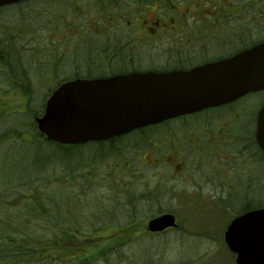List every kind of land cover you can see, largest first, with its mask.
<instances>
[{"label":"rangeland","instance_id":"1","mask_svg":"<svg viewBox=\"0 0 264 264\" xmlns=\"http://www.w3.org/2000/svg\"><path fill=\"white\" fill-rule=\"evenodd\" d=\"M108 1L109 0H44L43 2L27 5L22 12L27 15L26 17L23 16V14L12 16L16 12L15 11L10 14V18H8V16L6 18V14L0 12V17H2L3 20L11 19L9 29H14V26V30L19 29L24 41L23 43H27V38L25 37V33H27L26 25L31 22L29 27L30 30L31 26H37L40 21L44 22V27L36 34H33L36 41L29 44V47L31 45L37 46V42H40L42 45V47L39 46L40 52L35 53L36 56L38 54V58L41 57L39 65L36 63L34 65L36 67H33V69L29 65L32 70L30 73L31 78L27 77L29 81H22L14 71H10L6 75L0 73V91L2 92L0 98L2 100V106L9 114H19L10 119H3L2 121H5L0 125L2 131H10L17 128L24 131L28 130L27 132L30 131L32 135H34L35 130L32 124L35 121V115L30 113V109L34 108L35 102L41 103L42 98L43 100L45 99L46 102L47 98H45L43 94L49 92V89L56 86L57 83L54 82L48 86L45 85L42 88V94H40V92L33 94V101L30 103H28L25 92L18 87H14V84L26 83L32 86L31 88L36 89L44 83L45 79L50 81L56 75L59 78L58 80L61 81L62 79L65 80L69 77H74L73 70H81V72L84 73L86 71L85 68L88 59H45L48 56L46 53L55 55L56 52L58 55V51L61 52L56 46V41H53V38L50 37L55 35L60 37L65 34L68 35L69 41L64 46V52H66V48L69 46L73 49L75 43L81 38L70 35L72 33H80V35H82L83 33L82 37L85 35L91 37V34L87 32H91V30L94 29L92 25L96 23L97 19L100 20L101 14L104 13L105 16ZM154 1L156 0H114V2H112V8L114 10L111 11L107 9L106 12L108 14L110 13V15H114L115 19L112 22H109V19L103 20L104 22L101 20L100 22L109 27L106 41L112 45L111 38L115 37V39L119 41L123 40V44H126L125 41L131 38V36H137L139 28L137 24L141 23L145 8H151ZM191 1L192 0H171V12L166 6L159 11V15L163 18H168L169 15H171V32H174V29L179 32L175 34L171 33V39L170 36L165 35L161 39L154 37L153 40L139 41L137 45L138 48L135 49L136 51H140L139 53H131L130 47L126 45L124 51L127 52L128 57H133V54L135 55L137 69H145L149 66L156 68L160 64L162 67L167 63H171V67H174L178 62L182 61V59H189L187 67L195 63H201L207 60L203 59L201 53L205 45H207L206 48H209L212 54L223 51L221 47H219V44L216 43V39L221 38L225 32V28L223 27L224 24L220 19L230 15L232 9L237 10L236 13L238 14L230 16V18H232L231 28H244L246 30L245 34H248L249 37L255 41H259L257 39L264 35V15H260L259 12L255 13L253 10L256 8V0H235L237 6L229 9L217 8L216 0H193V8L195 7L197 10L191 11V13L197 16H200L202 11L215 14L213 17H216L219 23L215 28L212 26L204 38L199 34L197 36H192L188 28L192 25L191 23L194 17L180 15L179 13L184 12L185 9L192 10ZM247 3L248 9L245 7ZM55 4L59 7H54ZM48 8L53 9L54 12L55 10H63L66 19L64 18L62 22L59 17L54 14L57 24L46 28V21L48 19L45 17L44 12L40 15L42 11L40 9L45 10ZM224 14L227 15L224 16ZM209 20L210 18L208 19V23L210 22ZM71 31L73 32L71 33ZM116 35H119V37L117 38ZM97 37L95 38L96 41L99 39L98 35ZM50 41H52V43ZM99 41L102 43L103 39ZM88 43V40H85L83 43L85 51ZM223 46H225V44ZM45 47L51 48L47 51ZM41 48L44 49L42 50ZM179 49L183 50L181 54L176 52ZM41 54L43 55L41 56ZM144 54H148L149 56L145 57ZM26 56L28 59L32 57L31 54ZM51 56L54 58L53 55ZM116 59L120 58L118 57ZM97 60L100 63L104 62V64H106L104 59ZM122 60L126 61L127 59ZM114 65L118 68L121 67L119 60H115ZM91 69H94V67H91ZM33 70H35L38 75H35V71ZM102 70L106 72V68ZM99 73H102L101 70H99ZM14 89L16 92H13ZM29 96L31 97L32 95ZM263 96V94H256L253 97L240 100L239 104H250L256 108V105L261 103L260 99H262ZM149 136H154L156 141L162 142V148L160 150L154 148L149 151L147 155L148 159L151 157L150 155L154 156L153 153L160 156L171 150V143H169V146L167 145L170 138H168L166 134L160 136L159 133H151ZM136 140L125 139L115 144L124 151H127L124 156L117 157V154L114 155L112 154L113 152H109L108 161L102 166L99 167L98 161L95 162L96 171H98L100 175L99 185L95 188V194L91 195V204L85 212L88 213L90 211L89 215L91 216L92 211L95 213L106 212L105 209H94L96 205L109 206V214H112L113 218L108 213L105 217H98V215L91 216V223L88 226H83L87 229L83 228L84 232L82 235H79V238L72 239L71 241L68 240V238H63V236L59 234L56 237L58 239L60 236L61 242L58 245H56V243H50L52 246H46L43 255L46 256L51 254L53 258L58 260L51 259L52 264H68L73 257L87 258V262L94 264H145L152 261L154 264H235V256L229 252L223 239L226 223L232 219L230 215H228L226 207L224 208L222 206L223 209L220 208L216 199H212V196L209 197L207 194L203 195L208 201L201 202L203 198L196 192V189H193L191 186V183L192 185L201 183L203 177L195 170L191 171L188 167V169L184 170L181 176L172 183V187L175 189L171 190V165L168 162H161L156 168H152L149 165L142 166L145 160L140 158L136 153L138 148ZM141 147L143 150L148 149L144 144L141 145ZM97 149V147H92V149L88 148L87 153L84 155L94 157V155H96L94 152H96ZM167 154L170 153L168 152L164 155ZM86 156L82 157L83 161ZM97 157L98 153L95 158L97 159ZM111 161H115L114 165H119V167L117 166L115 170L113 169L112 175H107V171H109L108 168L110 167L109 165H112ZM128 162H131V172L134 171L130 173V175L124 173L127 172L124 170V167H127ZM176 164L178 163H175V165ZM173 172L175 171L173 170ZM157 173L162 175V180L158 181L156 184ZM110 183L112 185H109ZM124 187H129V194L124 193ZM154 187L155 190L159 191L160 195H162L161 199L152 201V204L149 202L144 209L139 210L137 219L133 216L136 222L132 225H120L121 223L133 221L131 217L132 210L124 208L126 207L127 197L131 195L139 197L143 195L144 192L153 190ZM114 198H117L116 203L112 202ZM256 199L258 201H256L255 204L264 206V191L259 190L256 193ZM138 207L142 208L139 204ZM159 210L173 215L175 214L181 225L179 230L167 232L160 236H154L148 233V220L145 219V216L149 213H152L151 215H153V213L159 215ZM0 216H3L1 212ZM111 220L116 222L115 227H111L113 225H107L103 230L93 231L94 228L102 225L103 222H110ZM124 226H126V228L123 231L117 228H122ZM39 231L35 232L33 237H37L38 239L41 238V240L44 241L47 238V234L41 230ZM48 237L55 236L48 235ZM149 249L150 251H148ZM21 253H24L27 259H33L34 262L36 261V264H41V262H43V264H48L46 260L47 257H39L27 252ZM148 258H151V260Z\"/></svg>","mask_w":264,"mask_h":264},{"label":"trees","instance_id":"2","mask_svg":"<svg viewBox=\"0 0 264 264\" xmlns=\"http://www.w3.org/2000/svg\"><path fill=\"white\" fill-rule=\"evenodd\" d=\"M43 1L44 0H30L16 5L2 7L0 8V12L5 13L6 18L7 16L10 18L11 13L16 11L17 13L15 12L12 16L21 15L27 5ZM112 2H114V0L108 1L106 11L107 9H112ZM216 2L217 8L229 9L237 6V2L235 0H216ZM248 3L245 5L247 9ZM255 6L256 8L253 9L254 12H259L260 15L263 16L264 0H256ZM54 7L59 6L55 4ZM192 9L197 10L195 7L193 8V3ZM40 10H42L40 15L44 12L45 17L48 19L46 21V28L57 24L54 14L59 17L60 21H64L65 17L62 16L64 13L61 9L60 11L55 10V12L50 8ZM231 11L230 15L226 18L220 19L224 24L223 27L225 28V32L221 38L216 39V43L219 44V47H221L223 51H218L215 54H212L209 51V48H206L207 45H205L202 48L201 53L203 59L207 60H204L201 63H195L196 65L204 64L215 59L230 57L264 41V35L257 39L259 41H255L254 39H251L248 34H245L246 30L244 28H231L232 18H230V16L238 14L235 9H232ZM225 15L227 14H224V16ZM23 16L26 17L27 15L23 14ZM213 16H215V14L203 11L200 16L193 14L194 20L190 26L191 35L197 36L199 34L202 35V38H204L212 26L215 28L219 23L218 19ZM209 18L210 22L208 23ZM10 22L11 19L3 20V18L0 17V73L6 75L10 71H14L22 79V81L27 82L29 81L27 77L31 78L30 73L32 72L29 65L32 69L33 67H36L34 66L36 63L39 65L41 57L38 58V54L36 56L35 53L40 52L39 46L42 47L40 42H37V46L31 45L29 47V44L36 41L33 34H36L44 27V22L40 21L37 26H31L30 30L29 27L31 22L26 25L27 33H25V37L27 38V43H23L24 41L19 29L14 30L15 26L14 29H9ZM21 33L24 34L23 32ZM224 44L225 46H223ZM126 45L127 44H124L123 47L125 48ZM45 48L49 51L51 47ZM181 51L183 50L179 49L176 52L181 54ZM30 54L32 57L28 59L26 55ZM46 54H48V56L45 59H60L56 52L55 55L50 53ZM42 55L43 54H41V56ZM51 55H53L54 58ZM126 58V61H121L122 67H127V69H130L131 71H137V68H135L136 65L134 64L136 59L135 55L133 54V57L127 56ZM104 60L106 61V64H104V62L100 63L97 59H88V63L85 68L86 71L84 73H82L81 70L76 69L73 70L74 77L72 78L69 77L65 80L61 78L62 80L59 81V78L56 75L50 81L43 79L44 83L36 89L31 88L32 86L26 83H17L14 84V87H18L23 90L26 98L28 99V103H30L33 101V94H37L39 92L42 94V88L45 85L48 86L54 82L57 83L56 86L49 89V92L43 94L45 98L49 97L52 91L60 83L66 80L75 78L103 77L110 74L126 72V70L118 69L114 65V61L116 59ZM180 63H184V61L178 62V64L174 67L178 68ZM195 64L189 65L188 68L195 66ZM187 65L188 61H186L184 66L187 67ZM91 67H94V69H91ZM103 68H106V72L102 70ZM99 70H101L102 73H99ZM34 74L38 75L36 71ZM13 92H16V90L14 89ZM1 95L2 92L0 91V97ZM29 95L32 96L30 97ZM1 101L2 100L0 98V125L5 121H2L3 119H10L19 115L9 114V112H6ZM44 107L45 99L43 100L42 98L41 103L35 102L34 108L30 109V113L35 115V121L36 118L42 115ZM35 121L32 124L35 130L34 135H32V132L30 131L27 132L28 130L24 131L17 128L5 132L0 129V212L3 214V216H0V264H36V261L34 262L33 259H27L26 255L21 252H27L39 257H47L46 260L48 264H52L51 259L56 258H53L51 254L46 256L43 254L46 246H52L50 243H56V245H58L61 242V237L59 236L57 239V235L60 234L63 238H68V240L72 241V239L79 238V235L83 234L84 229H87L83 226H88L91 223V216L93 217L98 215V217H105L107 213H110L109 206L102 205H96V208L94 209H105L106 212L95 213L92 211L91 216L89 215L90 211L88 213L85 212L91 204V195L95 194V188L99 185L98 182L100 175L98 171H96L97 168L95 162L98 161V165L100 167L108 161L109 152H113L112 154L114 155L117 154V157H122L127 153V151H124L121 147L115 145L120 141V139H115L112 142L88 143L86 145L76 146L48 142L37 131ZM145 135H147V131L141 129L127 136L137 138ZM121 140L124 139L121 138ZM92 147L98 148L96 152H94L96 155H94V157L84 155L87 153L88 148L92 149ZM97 153L98 157L96 159L95 156H97ZM83 156H86L84 161L82 160ZM114 162L115 161H111L112 165H109L110 169L108 168L109 171H107V175H112L113 169L117 168V165H114ZM109 185L112 184L110 183ZM124 188V193L129 194V187ZM161 196L160 192L156 191L154 187L153 190L144 192V194L139 197H135L134 195L127 197L126 207L124 208L131 209L132 219L133 216L137 219L139 210L144 209L149 202L151 203L154 200L156 201L161 199ZM116 201L117 198L112 199L113 203H116ZM138 204L141 205L142 208L138 207ZM158 212L159 215L165 213L163 210H159ZM151 214L152 213L147 214L145 219L148 220L149 218L158 215L154 213L153 215ZM109 215L113 218L112 214ZM134 222L136 221L133 219V221L117 224H126L127 226L128 224L132 225ZM107 225H113L111 227H115L116 222L112 220L110 222H103L102 225L94 228L93 231L103 230L105 229L104 227H107ZM126 226L117 228L123 231ZM39 230L47 234V238L44 241L41 240V238L38 239L37 237H33V234ZM171 231L174 232L177 230H169L167 232ZM163 234L151 235L160 236ZM48 235L55 237H48ZM148 251H150V249ZM148 259L151 260V258ZM87 260V258L83 259L80 257H73L68 264H94L87 262ZM41 264H43V262H41ZM145 264L154 263L152 261Z\"/></svg>","mask_w":264,"mask_h":264},{"label":"water","instance_id":"3","mask_svg":"<svg viewBox=\"0 0 264 264\" xmlns=\"http://www.w3.org/2000/svg\"><path fill=\"white\" fill-rule=\"evenodd\" d=\"M26 0H0V7ZM264 91V42L234 56L189 71L145 72L62 84L37 119L48 141L85 144L107 141L134 130ZM264 151V107L257 130ZM177 226L172 214L148 222V231ZM225 242L236 264H264V210L234 220Z\"/></svg>","mask_w":264,"mask_h":264},{"label":"flooded vegetation","instance_id":"4","mask_svg":"<svg viewBox=\"0 0 264 264\" xmlns=\"http://www.w3.org/2000/svg\"><path fill=\"white\" fill-rule=\"evenodd\" d=\"M165 6L171 12V0H156L152 3L151 8H145L141 23L137 24V27H139L137 36H131V38L125 41L127 46L130 47L131 53L140 52L135 50L138 48L139 41L153 40L154 37L161 39L165 35L170 36L171 39V33H179L176 29H174V32H171V15L168 18H163L159 15V11L164 9ZM112 10L114 9L112 8ZM191 11L193 9H185L184 12L179 13L180 15L193 16ZM62 16L64 17L65 14ZM107 19H109V22H112L115 18L114 15H110V13L108 14L105 11V16L104 13L101 14L100 20L97 19L96 23L92 25L94 29L91 32H87L91 34V37L87 35L82 37L83 33L80 35V33H72L73 31H71L72 34L70 36H76L81 39L75 43L73 49L70 46L66 48V52H64V46L69 41L68 35L65 34L62 37L51 36L50 38L56 41V46L61 51L59 52L57 49V56L60 59H116L119 57L120 59L116 60H119V64L121 65L122 59H127L128 54L124 51L123 40L119 41L113 37L111 38L112 45L106 41L109 27L100 22ZM97 35L99 36L98 41L95 39ZM116 37L118 38L119 35H116ZM100 39H103L102 43L99 41ZM85 40L89 41L86 51L83 48ZM50 42L52 43V41ZM144 55L145 57L149 56L148 54ZM219 60L223 59H215L209 62ZM182 61L184 63H180L178 68L171 67V64L167 63L162 67L160 64L156 68L149 66L145 69L140 68L136 70L137 72H169L171 69L188 70V67L184 66L188 59H182ZM134 64L136 65V61ZM135 68L137 67L135 66ZM118 69L126 70L125 74L135 72L127 69V67L123 68L122 65ZM260 100L261 103L256 105V108L250 104L240 105L236 102L208 108L143 128V130L147 131V135L145 136L134 138L124 135L105 142H112L115 139L121 140V138L124 140L138 139L136 140L138 144L136 153L140 158L145 160L142 166L149 165L152 168H156L161 162H168L171 165V190L175 189L172 187V183L188 167L191 171L195 170L199 173L203 177L202 182L195 185L191 183V186L203 198L201 202L208 201V199L204 198L203 194H207L209 197L212 196V199H216L220 208L222 206L226 207L228 215L232 218L227 221L226 230L224 229L223 232V239L226 245L225 236L230 224L234 220L264 209V206L255 204L258 201L256 193L259 190L264 191V151L257 141L258 117L260 110L264 106V96ZM151 133H159L160 136L166 134L170 138V141L167 142L168 146L171 143V150L168 151L170 154L164 155L168 153L166 152L158 156L153 153L154 156L150 155L151 157L148 159L147 155L149 151L154 148L158 150L162 148V142L156 141L154 136H149ZM143 144L144 146L146 145L147 150H143L141 147ZM175 163L178 164L175 165ZM124 170H127V172H124L126 175L134 172H131V162L127 163V167H124ZM156 177L157 184L158 181L162 180V175L157 173ZM163 214H166V212L155 217ZM174 216L177 227L169 230H178L181 227L179 219L175 214ZM155 217L149 218L148 221Z\"/></svg>","mask_w":264,"mask_h":264}]
</instances>
